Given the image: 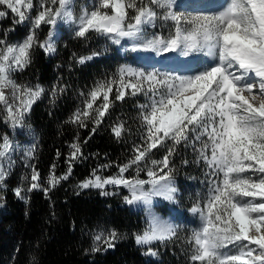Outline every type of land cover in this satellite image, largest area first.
Returning a JSON list of instances; mask_svg holds the SVG:
<instances>
[{
  "label": "snow or ice",
  "instance_id": "1",
  "mask_svg": "<svg viewBox=\"0 0 264 264\" xmlns=\"http://www.w3.org/2000/svg\"><path fill=\"white\" fill-rule=\"evenodd\" d=\"M212 2L217 5L214 11L186 15L174 11L177 0H93L91 10L85 7L76 17L74 0H39L37 14L31 17L33 0H0V19L11 13L14 23H31L21 42L9 44L0 38V111L5 123L23 127L25 116L44 91L39 85L20 84L14 78L31 63V51L38 43L36 30L42 24L50 26L48 39L39 42L47 53L55 51L53 33L59 22L74 26L73 33L79 38L95 32L117 45L129 40L132 52L204 57L188 74L122 65L112 77L97 82L71 122L87 127L85 121L93 119L99 126L116 85L117 101L129 94L145 97L146 102L138 105L143 143L133 146V156L117 165L115 175L103 176L95 169L77 187L98 189L101 195L115 194L107 191L108 186L127 189L125 203L143 206L147 213V226L135 236V243L147 246L144 254L155 257L158 252L151 246L172 240L181 225L157 215L153 201L157 197L175 201L178 189L172 157L180 145L191 148L196 153L195 162L202 161L207 168L208 185L203 206L197 202L190 209L201 222L187 241L192 264H264V0ZM158 22L169 29L167 36L149 31ZM86 59L91 57L81 58L80 63ZM7 89L12 90V103ZM63 91L54 87L52 96ZM101 97L102 103L94 108ZM123 128V124L113 128L115 137H121ZM17 147L7 135L0 137V186L15 163L12 153ZM70 148L67 172L57 176L52 165L45 187L33 167L27 191L39 189L47 196L61 181L68 180L72 162L83 156L78 142ZM158 149L164 150L162 158H151ZM24 155L31 158L32 150ZM133 167L135 176L126 177ZM141 172L147 179L140 178ZM22 191L15 189L20 199H24ZM118 238L115 229L106 234L101 231L93 237L92 251H100L101 244L112 248Z\"/></svg>",
  "mask_w": 264,
  "mask_h": 264
},
{
  "label": "trees",
  "instance_id": "2",
  "mask_svg": "<svg viewBox=\"0 0 264 264\" xmlns=\"http://www.w3.org/2000/svg\"><path fill=\"white\" fill-rule=\"evenodd\" d=\"M12 20L9 13L7 20L0 25V38L13 40L27 33H21ZM8 31L9 37L5 34ZM149 31L165 33L159 26ZM49 32L47 24L36 30L38 43L31 51V63L23 72L14 74L18 83L32 87L39 85L44 91L24 119L23 126L33 129V142L27 150L14 154L15 163L3 182L0 264H192L191 245L187 242L191 237L189 230L179 231L172 240L154 246L158 252L156 257L145 255L146 248L135 243V236L145 230L146 221L143 213L125 203L127 189L108 186L107 191L115 194L101 195L98 189L80 190L77 187L95 169H99L98 174L103 176L115 175L117 165L127 163L133 156V146L143 143L144 128L138 105L145 103V97L129 94L123 101H117L114 85L110 94L112 103L99 126L93 119L85 121L87 127L72 123L73 114L77 109H83L97 82L112 77L122 60L110 53L80 63L81 58L103 52L101 38L95 32L79 38L63 26L55 41L54 53H47L39 47V42L47 40ZM54 87L64 88V91L53 97ZM101 103L102 97L95 102L94 108ZM120 124L124 128L121 137L117 138L113 128ZM93 127H96L94 134ZM22 128L5 123L0 111V137L7 135L11 141L22 142L25 139L21 137ZM74 142L80 144L83 156L72 162L69 179L61 181L47 196L39 189L27 191L33 167L40 173V182L45 187L52 165H55L57 176L67 172L72 151L70 145ZM28 150H32L31 158L24 155ZM159 152L161 154L154 157ZM150 155L153 159H160L164 150H154ZM184 160L188 158L185 147L180 145L172 157V167L173 173L183 181L189 176V167ZM103 165L110 167L102 169ZM125 176H135L134 167ZM140 178L147 179V176L141 172ZM18 187L23 189L24 199L15 195ZM192 206L181 200L178 205L170 207L187 218ZM165 213L170 211L165 210ZM111 229H115L119 236L113 242L114 247L101 244L100 251H92L93 237Z\"/></svg>",
  "mask_w": 264,
  "mask_h": 264
},
{
  "label": "rangeland",
  "instance_id": "3",
  "mask_svg": "<svg viewBox=\"0 0 264 264\" xmlns=\"http://www.w3.org/2000/svg\"><path fill=\"white\" fill-rule=\"evenodd\" d=\"M33 3H34V8L30 13L31 17H34L37 14V6L39 4V0H33ZM74 4H75V7L73 9L74 16L78 17L81 14V10L83 8L87 7L89 9V11L91 10L93 0H75ZM177 5H178V7L174 8V11H183V12H185L186 15L190 14V13L198 12V11H192L191 12V11H189L190 9L186 10L187 8L184 7L185 5H181V3L177 4ZM2 7L3 6H0V8H2ZM191 7L196 8V10H198L200 8L204 9V10H201L203 12H211V11H214L216 9L217 5H215L212 2V0H208L207 2L199 4L197 7H195V6H191ZM6 20H7V16L3 19H0V25L2 24V22H5ZM12 22H13V20H12ZM13 24L20 28L19 30L21 33L22 32H27V33L23 37H20L18 39H13V40L8 39L7 40L5 38L7 43H9V44H15L17 42L23 41L26 38V36L29 34V31L31 28V23L28 20H26L23 23H14L13 22ZM62 26L65 27L68 32L73 33V27L74 26L70 27L68 24H61L59 22L56 26L55 31H57L60 34ZM158 26L160 27V22L157 23V27ZM160 28H161V30L165 31L164 36H167L169 34V29L167 27H160ZM149 30H152V29H149ZM5 34L8 35V37L10 36L9 31L5 32ZM99 37L101 38V48L103 49L102 53H97V54H99V56H107L110 53H115L117 55V57L122 60V65H131V66L136 67V68H143V69L156 68V69H159L161 71H170V72H174L176 74H188V73L194 71L197 67H199L201 65L202 61L205 59L202 56H199V57H196V56L183 57V56H180L178 53H169V54H165L164 56H160V57H162L164 60L175 59L178 61L194 62L195 66L190 68V69H186L185 71H183V70H180L178 68L177 69L176 68L169 69V68L164 67V66L159 67L157 64L149 65V64H146L143 61V59H141V54H145L144 52H132L131 51V44H132L131 41L125 39V40H122L119 45H117V44H113L111 42V40L105 36L99 35ZM53 40L55 42L57 39L53 37ZM52 53H54V52H52ZM148 54L156 55L155 53H151V52H149ZM6 96L8 97L9 103H12L13 101L11 99V97H12V90L11 89L6 90ZM144 101L146 102L145 99H144ZM21 131H22L21 137H25V139H23L22 142H19V140L12 141L14 146H16V145L19 146L16 148L15 152L12 153V159L14 158V154L17 151L27 150L30 147L31 143L33 142V138H34L33 137L34 136L33 129H31L28 126H23ZM185 151H186V158H188V161H189V163L186 165L189 167L187 170L188 171L187 173H189V176H187L188 178H185V180L183 181V180H179L178 177L176 176V174L173 173L174 178H175L176 187L178 189V191L176 193L175 201L174 202L166 201L162 197H157L154 199H155V202L157 203V205L155 206L156 214L161 216L163 219L169 220L173 223L180 224L181 227L178 229L177 233L179 231L187 229V230H189V233L191 236L193 229H197L201 225L198 214L193 215L190 212V216L186 218V217L178 214L170 206L171 205H178L181 200L188 202L192 205L199 202L201 204V206H203V202H204L203 198L206 194L207 187H208V185L206 183V176H205V172L207 171V168L203 164L202 161L200 163L195 162L196 153H194L191 148H185ZM159 154H161V152L155 154L154 157H158ZM187 179H190V180L186 181ZM3 189H4V184L2 186H0V200L3 198V194H2ZM133 208L135 209L136 212L143 213L144 220L146 221L147 213L144 210L143 206H133ZM165 210H169L170 213L169 214L165 213ZM166 242H168V241H166ZM166 242H164V243H166ZM158 244H161V243L157 242L154 245H152L151 247H154ZM142 247L147 248V246H142Z\"/></svg>",
  "mask_w": 264,
  "mask_h": 264
},
{
  "label": "bare ground",
  "instance_id": "4",
  "mask_svg": "<svg viewBox=\"0 0 264 264\" xmlns=\"http://www.w3.org/2000/svg\"><path fill=\"white\" fill-rule=\"evenodd\" d=\"M208 0H199V2H194V0H177V4H180L181 5H185L184 7H191V6H195L197 7L199 4H202L204 2H207ZM201 10H204V9H198L196 10V8H193L192 10L190 11H201ZM145 57H151L150 60H145L144 58ZM141 59H143V61H149V62H154V63H158V65H162L164 67H167L169 69H172V68H178L180 70H183L185 71L186 69H190L192 67L195 66L194 62H185V61H178V60H164L162 57L160 56H156V55H150L148 53H145V54H141ZM83 64V63H82ZM174 70V69H173ZM157 205V203L155 202V199L153 201V211L155 212V206ZM156 213V212H155Z\"/></svg>",
  "mask_w": 264,
  "mask_h": 264
},
{
  "label": "water",
  "instance_id": "5",
  "mask_svg": "<svg viewBox=\"0 0 264 264\" xmlns=\"http://www.w3.org/2000/svg\"><path fill=\"white\" fill-rule=\"evenodd\" d=\"M90 57H91V59H92V58H95V57H98V58H99V57H101V56H99V54H97V55L90 56ZM87 60H89V59H87Z\"/></svg>",
  "mask_w": 264,
  "mask_h": 264
}]
</instances>
